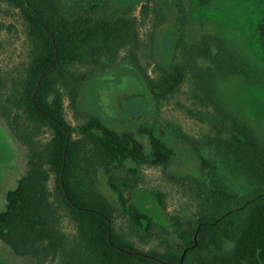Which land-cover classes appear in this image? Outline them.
Wrapping results in <instances>:
<instances>
[{
    "label": "trees",
    "instance_id": "trees-1",
    "mask_svg": "<svg viewBox=\"0 0 264 264\" xmlns=\"http://www.w3.org/2000/svg\"><path fill=\"white\" fill-rule=\"evenodd\" d=\"M211 1L199 0L201 6ZM0 3L19 11L30 44L24 70L0 74V113L29 151L28 170L8 190L0 211L6 245L39 264H264V136L226 103L221 89L230 77L262 88L263 67L237 51L223 32L189 40L183 0H175L177 29L173 47L166 45L168 64L156 56V29L166 20L158 0L118 7L111 0ZM153 14L157 28L144 38L141 24ZM260 27L254 33L263 43ZM2 30L0 23V49ZM122 58L142 73L150 95L149 106L134 112L133 121L171 102L192 80L194 106L179 101L180 107L209 126L203 139L186 138L202 175L178 177L193 189L197 210L186 219L171 217L175 239L150 249L136 238L152 236L156 219L148 203L143 210L129 196L139 187V167L168 166L176 148L150 125L120 131L98 115L77 125L67 117L66 102L78 107L83 82ZM101 167L121 207L99 189ZM155 194L166 209L162 195ZM121 212L128 228L118 223ZM66 219L73 231L64 228Z\"/></svg>",
    "mask_w": 264,
    "mask_h": 264
},
{
    "label": "rangeland",
    "instance_id": "rangeland-1",
    "mask_svg": "<svg viewBox=\"0 0 264 264\" xmlns=\"http://www.w3.org/2000/svg\"><path fill=\"white\" fill-rule=\"evenodd\" d=\"M139 0H111L115 7ZM160 9L165 13V22L159 25L158 16L153 14L141 24V33L147 38L151 30L156 29V56L163 64H168L165 56L166 45L173 47L176 38L175 0H158ZM189 11L190 23L187 28L188 39L199 40L203 34L223 32L237 51L253 63L264 68V42L254 33L264 27V0H213L199 8L197 0H184ZM136 13L140 15V7ZM143 19V18H142ZM0 23L3 24L0 49V74H11L24 70L29 59L30 44L27 38V26L19 11L6 3H0ZM253 27V28H252ZM255 29V30H254ZM264 30V29H263ZM151 73L155 75L153 67ZM192 80L187 81L183 91L162 108H150L146 117L133 121L132 114L142 106L150 104V95L142 73L130 60L121 59L110 70L99 72L83 82L81 96L76 109L67 100V117L77 125L92 115L100 116L104 122L119 129L137 131L140 125L153 126L156 131L165 134V138L176 148V155L168 166L139 167V187L129 196L131 203L145 209V203L151 207L157 225L152 236L137 237L138 245L144 249L163 245L174 240L175 226L171 217L186 219L197 209L193 189L178 177L202 175L201 162L196 149L186 138L195 141L204 138L209 126L180 107L179 101L193 107ZM244 84L240 78L223 79L221 89L226 103L242 117L251 121L264 136V84L262 88ZM132 120V121H131ZM187 135V136H185ZM49 137L46 135L45 138ZM138 137L147 142L141 134ZM202 150L207 149L201 145ZM209 152H207L208 154ZM29 151L12 132L0 113V211L6 207L8 190L17 185L18 179L28 170ZM129 164H132L129 162ZM98 187L114 204L121 207L117 193L109 185V176L104 167L99 170ZM239 183V181H238ZM236 183V184H238ZM160 193L164 204L157 200ZM169 213V215L167 214ZM125 212L120 213L118 223L128 228L129 221ZM175 223V222H174ZM64 228L73 231L74 225L66 219ZM0 264H39L31 256L16 254L0 239Z\"/></svg>",
    "mask_w": 264,
    "mask_h": 264
},
{
    "label": "flooded vegetation",
    "instance_id": "flooded-vegetation-1",
    "mask_svg": "<svg viewBox=\"0 0 264 264\" xmlns=\"http://www.w3.org/2000/svg\"><path fill=\"white\" fill-rule=\"evenodd\" d=\"M183 2H184V4H185V6H186V3H185V1L183 0ZM197 4H198V7L199 8H201V7H204V6H201V4H200V2H199V0H197ZM209 4V3H208ZM187 7V6H186ZM188 9V8H187Z\"/></svg>",
    "mask_w": 264,
    "mask_h": 264
}]
</instances>
